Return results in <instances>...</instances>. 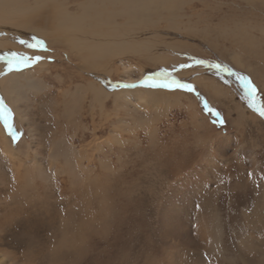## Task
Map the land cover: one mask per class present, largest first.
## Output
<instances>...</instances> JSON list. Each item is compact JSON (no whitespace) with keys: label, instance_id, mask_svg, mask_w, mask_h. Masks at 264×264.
Instances as JSON below:
<instances>
[{"label":"rangeland","instance_id":"rangeland-1","mask_svg":"<svg viewBox=\"0 0 264 264\" xmlns=\"http://www.w3.org/2000/svg\"><path fill=\"white\" fill-rule=\"evenodd\" d=\"M155 11L115 8L125 49L97 63L38 18L0 32L30 72L17 110L0 95V264H264V0Z\"/></svg>","mask_w":264,"mask_h":264},{"label":"bare ground","instance_id":"bare-ground-1","mask_svg":"<svg viewBox=\"0 0 264 264\" xmlns=\"http://www.w3.org/2000/svg\"><path fill=\"white\" fill-rule=\"evenodd\" d=\"M29 1L0 0V32L11 30L17 33H27V31L34 30L31 27H35V23L40 19L45 23V26L43 25L41 30L35 28L38 29V34L45 36L49 41L65 45L66 49H70V52L75 54L84 64H88V62L97 63L98 59L100 61L104 57L119 52L121 48V50L125 49V41L123 38L121 39L125 32L115 35L113 34L114 30L112 31L108 25L111 21L110 13L115 8L122 15L128 16L129 19H126L128 25L149 26L155 19V10L160 7L167 8L174 2V0H87L80 6L79 11L74 13L65 8L62 10V4L58 0H34L33 5ZM118 3H120L119 7L117 6ZM134 5L139 6V8H135ZM143 15H145L144 19L140 20L139 17ZM101 26L100 32L97 29ZM44 29L46 32L42 34ZM118 37L122 43L116 41ZM20 51L22 52L16 46L8 44L6 39L5 41L0 39V95L15 110H17L16 103L21 93V81L26 80L30 74L28 70L15 71L21 66L20 62L23 59L19 62V60L14 59L16 57L12 53L16 54ZM37 65L40 68L44 63H37ZM89 88L94 96L100 94L101 90L96 85L91 83ZM0 137L7 146L8 140L1 126ZM11 149L10 147L9 150ZM83 217L85 216L82 215Z\"/></svg>","mask_w":264,"mask_h":264},{"label":"snow or ice","instance_id":"snow-or-ice-1","mask_svg":"<svg viewBox=\"0 0 264 264\" xmlns=\"http://www.w3.org/2000/svg\"><path fill=\"white\" fill-rule=\"evenodd\" d=\"M22 43H24V42L22 41ZM37 45H39L40 47H44L43 42H41V41H36V43L30 44L29 47H36ZM12 55L15 56L16 54L12 53ZM34 59L38 60V59H40V57L37 56ZM10 67H11V65H10ZM241 79L245 81V87L250 90V94H254L255 88H254V86L251 85V82L245 77H241ZM182 87H189V86L188 85H182ZM258 111L260 112L261 116H264V108L258 109ZM221 123H223V121H221Z\"/></svg>","mask_w":264,"mask_h":264},{"label":"trees","instance_id":"trees-1","mask_svg":"<svg viewBox=\"0 0 264 264\" xmlns=\"http://www.w3.org/2000/svg\"><path fill=\"white\" fill-rule=\"evenodd\" d=\"M202 104H203V102H202ZM206 109V108H205ZM215 123V122H214Z\"/></svg>","mask_w":264,"mask_h":264}]
</instances>
